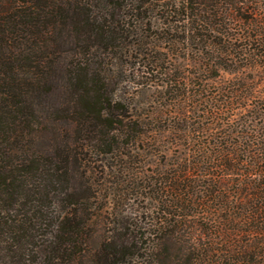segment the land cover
Listing matches in <instances>:
<instances>
[{
    "label": "trees",
    "instance_id": "trees-1",
    "mask_svg": "<svg viewBox=\"0 0 264 264\" xmlns=\"http://www.w3.org/2000/svg\"><path fill=\"white\" fill-rule=\"evenodd\" d=\"M179 45L207 77L157 82L149 107L117 92ZM171 140L175 164L135 173ZM88 255L264 264V0H0V264Z\"/></svg>",
    "mask_w": 264,
    "mask_h": 264
},
{
    "label": "rangeland",
    "instance_id": "rangeland-1",
    "mask_svg": "<svg viewBox=\"0 0 264 264\" xmlns=\"http://www.w3.org/2000/svg\"><path fill=\"white\" fill-rule=\"evenodd\" d=\"M184 51L186 50L184 49L183 45H179L178 48L175 47V50L173 51V54H172L173 55L172 58L169 57L170 58L169 62H166L167 64L171 63V66H172L171 67L172 70H170L167 74H161L160 77H155L151 74V76L146 75L148 76V78H146V76H144L143 73L136 71L133 76H129L128 78H126L127 80L125 79V81H121L122 84L118 86L117 92L120 94H123L124 97L127 99V101L130 102L132 105H135V106L139 105L142 108L146 106L149 107V104H151V106L158 105L159 101L163 100V99L159 100V96L157 95V92L155 90V89H160L156 87V83L159 81L170 79L172 76L180 77V75L182 74L191 75L193 77L194 75L189 74V73L191 71H196L197 74H196V78L194 79L197 80V83L200 82L201 79L207 77V75L204 72L200 71V68L198 67L199 65L197 63H196L197 66L194 64L192 60L193 58L192 55L188 54L187 51H186L187 53L184 54ZM148 57L151 61L150 63H148V65L149 64L154 65L156 64V62H158V60H156L157 57H155V54H150V56ZM152 60H154L155 62H153ZM138 61L139 59L137 58L130 59V62H133V63L135 62L136 67L138 66L141 67L140 65L141 62H138ZM141 61H143V59H141ZM141 68L143 69V67ZM222 78L231 79L232 76L231 74L223 73ZM207 85L209 86L211 91H214V90H217V88L221 89L224 84L222 82V79L221 80L216 79L214 81L213 80L207 81ZM192 135L193 136L199 135L200 137H202L200 132L192 133ZM165 145L169 146V150H165L167 157H164L163 153L161 152V151H164V149H166L164 148L163 143L159 144L158 142L155 145V147L153 148L148 147L145 150L140 148V146L136 147L135 151H137V155H136V161H135V166H134L136 167L134 170L135 173H136V170H140L142 160L144 159H148V161L150 162L149 164L144 165L145 172L148 175H152V176H155V174L158 176V172H162L166 168H168L169 163L175 164L176 158L174 157L179 152L180 145H178L177 140H173V141L171 140L169 143H165ZM156 167L158 168V170H155ZM122 171H127V170L123 169ZM151 183H153V180H151ZM138 200L139 198H137L135 195H132V199L129 201V203L133 202L134 207H137ZM102 232L103 231L100 225L97 226L90 240V249L92 250V252L97 249L98 244L101 239L100 236ZM92 258H93L92 255L91 256L88 255L84 257L81 261V264H93Z\"/></svg>",
    "mask_w": 264,
    "mask_h": 264
}]
</instances>
